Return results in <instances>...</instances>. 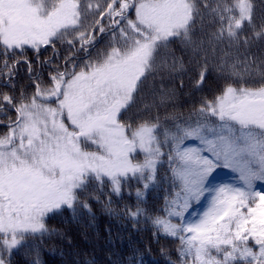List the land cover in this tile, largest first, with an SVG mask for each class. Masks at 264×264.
<instances>
[{"label":"snow or ice","instance_id":"obj_1","mask_svg":"<svg viewBox=\"0 0 264 264\" xmlns=\"http://www.w3.org/2000/svg\"><path fill=\"white\" fill-rule=\"evenodd\" d=\"M97 206L167 264H264V0H0V264Z\"/></svg>","mask_w":264,"mask_h":264},{"label":"trees","instance_id":"obj_2","mask_svg":"<svg viewBox=\"0 0 264 264\" xmlns=\"http://www.w3.org/2000/svg\"><path fill=\"white\" fill-rule=\"evenodd\" d=\"M174 76V80L168 81L169 86L178 85L180 79L185 81L183 95L178 92V103L180 110L186 111L189 106L185 103L189 101L188 75L178 72ZM221 177L232 181L234 174L221 170ZM162 195V192L150 191L147 195V206L157 205ZM134 199L133 196L131 202H134ZM126 202H130L127 193L120 206ZM202 207L203 204L195 206V210L199 212ZM94 211L96 220L91 226H88L86 219H74L70 210H65L63 215L48 218V226L57 230L60 235L45 237L41 250L43 264H129L133 259L137 264H167L169 258H175L174 244L165 240H161L159 244H149L151 233L145 230L146 225L143 223L134 228L129 220L109 217L98 206ZM147 247L151 250L146 251ZM161 248L165 250L164 253ZM26 253L27 249L18 251L13 257L14 264H29L32 257Z\"/></svg>","mask_w":264,"mask_h":264}]
</instances>
